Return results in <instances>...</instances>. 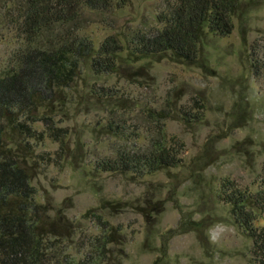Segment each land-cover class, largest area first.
<instances>
[{
    "label": "rangeland",
    "instance_id": "obj_1",
    "mask_svg": "<svg viewBox=\"0 0 264 264\" xmlns=\"http://www.w3.org/2000/svg\"><path fill=\"white\" fill-rule=\"evenodd\" d=\"M19 1L0 0V72L23 46L13 22ZM118 1L110 13L83 18L96 49L109 37L122 43L117 71L98 74L87 60L54 104L28 121L38 133L25 154L33 196L72 225L61 260L260 264L221 189L231 180L256 191L264 176V0H241L232 33L207 32L194 62L130 50L139 31L162 27L168 0ZM160 137L185 144L179 165L151 174L98 168ZM109 233L115 241L95 250V239Z\"/></svg>",
    "mask_w": 264,
    "mask_h": 264
},
{
    "label": "trees",
    "instance_id": "obj_2",
    "mask_svg": "<svg viewBox=\"0 0 264 264\" xmlns=\"http://www.w3.org/2000/svg\"><path fill=\"white\" fill-rule=\"evenodd\" d=\"M159 16L162 27L139 31L131 41L133 54L171 53L176 60L194 62L198 45L207 32L225 36L234 30L232 16L241 0H168ZM122 4H124L122 2ZM121 7L118 0H21L14 17L23 46L14 52L11 68L0 72V264H70L67 254L72 225L65 217H52L33 196L31 175L25 163L37 131L41 108L51 107L55 96L71 86L87 60L96 73L116 72L123 45L107 38L98 49L83 33L84 14L110 13ZM41 136V135H39ZM185 144L158 138L146 149L121 150L104 158L98 168L109 172L151 174L182 162ZM221 199L231 205L235 223L252 239V252L264 264V176L256 191L227 180ZM101 222L99 215H94ZM114 233L97 237L95 250L114 242ZM64 243L63 251L56 246Z\"/></svg>",
    "mask_w": 264,
    "mask_h": 264
}]
</instances>
